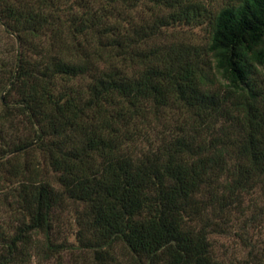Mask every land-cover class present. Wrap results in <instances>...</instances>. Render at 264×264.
Returning a JSON list of instances; mask_svg holds the SVG:
<instances>
[{
	"label": "trees",
	"instance_id": "1",
	"mask_svg": "<svg viewBox=\"0 0 264 264\" xmlns=\"http://www.w3.org/2000/svg\"><path fill=\"white\" fill-rule=\"evenodd\" d=\"M223 1L0 0V264L63 251L67 205L94 264H224L235 229L264 264V0Z\"/></svg>",
	"mask_w": 264,
	"mask_h": 264
},
{
	"label": "rangeland",
	"instance_id": "2",
	"mask_svg": "<svg viewBox=\"0 0 264 264\" xmlns=\"http://www.w3.org/2000/svg\"><path fill=\"white\" fill-rule=\"evenodd\" d=\"M206 4L211 6L213 11H217L222 8L226 2L223 0H202ZM209 37V29L206 25L200 27H188L181 26L172 29H168L164 38L166 40H176L178 42H189L198 45H202L207 42ZM38 161V166L43 179H47L50 183H54V173L46 166V163L39 157L37 153L34 154ZM3 196L0 194V201ZM254 201L256 208H251V201ZM245 205L250 204V208L245 214V217L249 219L252 214L258 213L261 220L254 221L250 228L247 230L246 237L251 239L254 247L257 250L264 247V199L257 193V196L249 199L245 198ZM1 204V203H0ZM5 209L2 205L0 211ZM75 208L72 205H67L60 209L55 210V219L53 221V232L51 239L53 242L64 246V250L58 254L50 255L42 252V248L45 246V240L42 234H37L34 240L36 248L27 250L28 259L26 258L24 263L15 261L9 264H94L93 254L91 251H87L79 247L75 234L77 226L75 222ZM0 215L1 212H0ZM16 223L11 222V227L6 229L11 232L12 226ZM236 230V229H235ZM233 230L228 235L215 236V250L221 257L224 264H253L251 263V255H249L250 247H245L238 237L234 234ZM118 250V249H117ZM119 254L120 252L117 251ZM253 253V251H252Z\"/></svg>",
	"mask_w": 264,
	"mask_h": 264
}]
</instances>
